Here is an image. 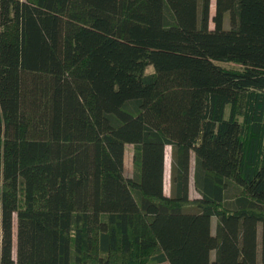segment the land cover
<instances>
[{
    "label": "trees",
    "instance_id": "obj_1",
    "mask_svg": "<svg viewBox=\"0 0 264 264\" xmlns=\"http://www.w3.org/2000/svg\"><path fill=\"white\" fill-rule=\"evenodd\" d=\"M210 7L0 0V264H264V0Z\"/></svg>",
    "mask_w": 264,
    "mask_h": 264
},
{
    "label": "rangeland",
    "instance_id": "obj_2",
    "mask_svg": "<svg viewBox=\"0 0 264 264\" xmlns=\"http://www.w3.org/2000/svg\"><path fill=\"white\" fill-rule=\"evenodd\" d=\"M210 14L211 17L215 14L216 12V0H211V7H210ZM213 22H211V26H213ZM148 72L153 71V67L150 66L147 70ZM133 151L134 148L132 145L127 146V151H126V159H125V175L127 177H130L134 174V163H133ZM167 154H166V166H165V175H164V188H165V193L166 195H170L172 191V182H171V147H167ZM190 197L193 199H196L199 197V192L197 191L194 180L192 178L191 180V186H190ZM214 223H216V219H214ZM14 232H17V225L15 226ZM16 238V236H15ZM16 242V240H15ZM163 264H168V263H163Z\"/></svg>",
    "mask_w": 264,
    "mask_h": 264
}]
</instances>
